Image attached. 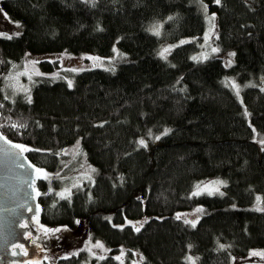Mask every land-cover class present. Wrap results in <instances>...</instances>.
Returning <instances> with one entry per match:
<instances>
[{
  "label": "trees",
  "instance_id": "16d2710c",
  "mask_svg": "<svg viewBox=\"0 0 264 264\" xmlns=\"http://www.w3.org/2000/svg\"><path fill=\"white\" fill-rule=\"evenodd\" d=\"M1 5L20 29L0 35V129L29 146L30 161L48 172L62 170L59 153L78 140L96 167L95 179L70 196L58 195L57 178L37 182L43 223L74 228L85 221L111 248L96 264H120L122 246L126 259L138 250L149 264H233L264 247V147L254 139L264 137V0ZM206 13L216 17L219 50L194 59ZM115 47L123 56L111 68L87 67L72 81L39 77L13 96L3 88L27 53L107 56ZM39 64L51 72L59 63ZM228 78L241 86V98ZM209 177L226 183L197 191ZM195 208L193 226L180 212ZM79 255L59 264H78Z\"/></svg>",
  "mask_w": 264,
  "mask_h": 264
},
{
  "label": "rangeland",
  "instance_id": "374dc122",
  "mask_svg": "<svg viewBox=\"0 0 264 264\" xmlns=\"http://www.w3.org/2000/svg\"><path fill=\"white\" fill-rule=\"evenodd\" d=\"M212 16V13H206L207 26L203 36L200 37L199 50L194 54V58L203 59L219 50L215 43L218 30L216 17L212 20ZM19 29V22L9 17L8 13L3 9L0 0V35L10 36L18 33ZM189 39H192V36L183 37L176 43ZM169 48L170 45L164 46V51ZM213 49H217V51H213ZM122 56L123 53L117 47L107 56L86 53L74 55L66 52L44 55L27 53L21 61L12 64L11 70L6 75L2 85L5 92L11 96L22 92L28 93L35 80L39 77L45 76L51 79L65 77L68 81H72V73L92 66L111 68L117 59ZM42 59L57 61L59 63L58 68L51 72L42 70L39 64ZM227 82L235 88L241 98V86L239 83L233 78H228ZM254 139L260 146L264 147L263 136L256 133ZM142 140L146 142V139ZM59 155L64 161L62 170L58 172L49 171L46 175L48 179L57 178V180H61L62 184L56 190L59 196H61V193L64 194L63 196H70L77 186L85 181L92 182L95 179L96 167L88 160L82 150L80 140L63 148ZM225 183L226 180L223 178H205L198 183L197 191L214 192L221 190ZM180 216L186 221L194 222L199 217V211H197V208L182 211ZM71 229L70 244L67 245L65 243L63 252L71 257L78 255V258L80 257L79 253L83 254L78 264H96L102 259L101 257H105L111 251V248L106 246L101 239L93 238L85 221L80 220L78 226ZM62 233L64 234L65 231L63 230ZM97 241L103 245L102 248L94 247ZM126 253V248L122 246L115 254L120 264H149L146 262L142 252L138 250L131 251L130 259L125 258ZM253 253L257 254L254 255ZM233 264H264V247H253L247 253L233 257Z\"/></svg>",
  "mask_w": 264,
  "mask_h": 264
},
{
  "label": "water",
  "instance_id": "95a60500",
  "mask_svg": "<svg viewBox=\"0 0 264 264\" xmlns=\"http://www.w3.org/2000/svg\"><path fill=\"white\" fill-rule=\"evenodd\" d=\"M0 134L12 144H19L1 129ZM28 152L0 140V264H27L39 257L38 244H29L23 236L30 227L42 225L41 192L36 183L45 178L47 169L31 162ZM36 169L43 172L37 173ZM25 219L29 221L27 227L22 225ZM18 241L25 243L24 249L12 248Z\"/></svg>",
  "mask_w": 264,
  "mask_h": 264
},
{
  "label": "flooded vegetation",
  "instance_id": "af4514ba",
  "mask_svg": "<svg viewBox=\"0 0 264 264\" xmlns=\"http://www.w3.org/2000/svg\"><path fill=\"white\" fill-rule=\"evenodd\" d=\"M29 221L25 219L22 225H28ZM65 231L63 234L62 231ZM72 229L67 226L43 224L40 227H30L25 232L23 240L29 244H38L39 257L29 260L27 264H59L61 260L68 257L63 252V247L70 244V235ZM62 233V234H61ZM66 243V244H65ZM22 246V247H21ZM12 248L24 249L25 243L18 241ZM13 264H16L15 262Z\"/></svg>",
  "mask_w": 264,
  "mask_h": 264
},
{
  "label": "snow or ice",
  "instance_id": "6c2138e0",
  "mask_svg": "<svg viewBox=\"0 0 264 264\" xmlns=\"http://www.w3.org/2000/svg\"><path fill=\"white\" fill-rule=\"evenodd\" d=\"M215 2L217 3V4H219L220 3V0H215ZM205 7V10H206V8H207V6L205 5L204 6ZM169 19H171V17L169 18ZM211 19L212 20H214L215 19V16H214V14H213V16L211 17ZM156 34H158V32L156 33ZM213 51H217V49H213ZM230 55H235V53H232V54H230ZM195 59V58H194ZM69 84H70V86H71V82H69ZM12 127H17L16 125H12ZM21 127H22V125H21ZM168 131H170V130H165V134H167V132ZM156 139H159V137H156ZM0 140H4L5 141V143H7V144H10L13 148H16V149H19V150H21V151H29L30 149H27L24 145H20V144H12V142L11 141H8L7 140V138L6 137H4L2 134H0ZM140 144H142V145H144L145 144V142L143 141V140H141L140 141ZM21 167L23 166V165H20ZM36 172L37 173H41V172H43V170L42 169H36ZM45 178H46V174H45ZM222 183V182H221ZM199 187V186H198ZM40 193L39 192H37V195H39ZM200 193L199 192H196V193H193V195H199ZM62 197H63V193H61L60 194ZM197 211H201L200 209H197ZM178 219H179V216L177 217ZM110 219V218H109ZM77 223H79V221H77ZM185 223H189V221H185ZM25 227H27V225H24ZM193 226H195V224H194V222H193ZM140 229L139 228H137L136 229V231H139ZM33 243H35V241H33ZM22 247V246H21ZM94 247H103V245L99 242V241H97L96 242V244L94 245ZM26 254V253H25ZM254 255H256L257 253H253ZM101 258H103V257H101Z\"/></svg>",
  "mask_w": 264,
  "mask_h": 264
},
{
  "label": "bare ground",
  "instance_id": "6f19581e",
  "mask_svg": "<svg viewBox=\"0 0 264 264\" xmlns=\"http://www.w3.org/2000/svg\"><path fill=\"white\" fill-rule=\"evenodd\" d=\"M254 138H255V136H254ZM42 222V221H41ZM43 223V222H42ZM44 224V223H43Z\"/></svg>",
  "mask_w": 264,
  "mask_h": 264
}]
</instances>
